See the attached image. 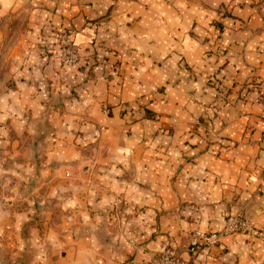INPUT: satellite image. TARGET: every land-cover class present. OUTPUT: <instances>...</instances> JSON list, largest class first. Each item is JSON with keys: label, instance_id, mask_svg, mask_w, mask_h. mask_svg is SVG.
Wrapping results in <instances>:
<instances>
[{"label": "crops", "instance_id": "obj_1", "mask_svg": "<svg viewBox=\"0 0 264 264\" xmlns=\"http://www.w3.org/2000/svg\"><path fill=\"white\" fill-rule=\"evenodd\" d=\"M35 2L51 9H33L30 25L35 33L42 28L41 16L50 11L55 24L76 28L79 44L88 46L97 36L119 52L121 72L108 78L97 74L79 92L93 101L86 125L101 126L107 140L101 169L132 176L115 186L125 195L123 232H118L123 235L122 248L131 247L124 238L128 236L135 243L132 249L138 250L131 264H141V257L149 258L169 237L178 244L179 234L215 231L225 212L244 203L251 206V216L259 222L255 225L264 228V185H259L264 178V1L49 0L53 6L46 0ZM26 3L0 0V16ZM35 46L29 30L18 54H28ZM213 73L231 101L207 122L196 124V117L212 112L214 93L205 80ZM159 87L165 89L164 99L159 98ZM140 96L148 98L150 109L160 111V124L169 128L164 142L155 133L157 123L137 121L140 113L121 114L122 102ZM103 105L110 114L103 112ZM82 106L78 103L70 116H77ZM206 126H214L221 135L208 148ZM56 151L63 160L76 152L70 144ZM100 183L106 186L101 195L108 199L114 183ZM180 202L183 218L177 212ZM98 219L92 214V224ZM81 239L70 248L73 264H91L81 250H94V240ZM193 264H264V236H227L217 256L198 257Z\"/></svg>", "mask_w": 264, "mask_h": 264}, {"label": "rangeland", "instance_id": "obj_2", "mask_svg": "<svg viewBox=\"0 0 264 264\" xmlns=\"http://www.w3.org/2000/svg\"><path fill=\"white\" fill-rule=\"evenodd\" d=\"M35 1L27 0L24 7L0 16V264H73L70 248L76 245V240L87 236L94 240V250H81L83 259L88 255V263L131 264L138 250L132 249L135 243L128 236L124 238L131 249L122 248L123 235L118 232L123 228L125 195L115 186L132 176L101 169L100 158L107 140L101 136V126L86 125L91 122L87 115L93 101L84 99L79 92L97 74L116 77L121 72L119 52L97 36L90 41L92 46L79 44L75 39L76 28L55 24L51 9ZM35 8L50 10L41 16L42 28L36 33L33 24L30 25L34 22ZM29 30L31 42L36 46L28 54H18ZM185 79L188 85L192 75ZM205 84L214 93L209 104L212 112L196 117V124L207 122L231 101L229 91L220 85L214 73ZM157 91L159 98L164 99V87ZM78 103L83 105L82 109L71 117ZM148 104L144 96L122 102L121 114L140 113L143 116L135 117L137 121L147 119L157 123L155 133L163 141L169 128L160 124V111L150 109ZM102 110L110 114L108 106L103 105ZM54 118L57 122L61 119V123H52ZM203 137L208 148L219 142L221 135L214 126H206ZM66 144L72 145L76 152L63 160L56 149ZM101 180L114 183L115 190L108 192L113 193L106 196L108 199L101 195L106 192ZM259 185H264V178ZM90 192L94 196L89 197ZM181 208L180 202L178 213ZM251 210L245 203L234 211L229 209L218 229L179 234L178 244L169 237L149 258L141 257L140 262L152 264V259L163 250H173L176 255L188 258L189 242L196 233L215 234L216 240L204 241L200 251L190 258L191 264L198 257L217 256V249L227 236L241 234L248 240L263 237L264 228L255 225L259 222L253 219ZM168 212L171 210L165 213ZM95 213L99 219L92 224ZM179 215L184 217L182 213Z\"/></svg>", "mask_w": 264, "mask_h": 264}, {"label": "built area", "instance_id": "obj_3", "mask_svg": "<svg viewBox=\"0 0 264 264\" xmlns=\"http://www.w3.org/2000/svg\"><path fill=\"white\" fill-rule=\"evenodd\" d=\"M211 239H213L212 241L214 242L216 240V235L213 234L210 236H206L201 233H196L189 242V248L187 251L188 258L176 255L173 250H163L159 253L158 256H155L152 259V264H191L192 260H190V258L194 257L200 251L199 249L204 241L210 242Z\"/></svg>", "mask_w": 264, "mask_h": 264}]
</instances>
